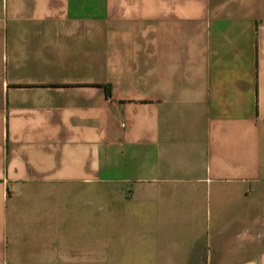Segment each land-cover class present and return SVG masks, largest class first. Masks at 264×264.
Listing matches in <instances>:
<instances>
[{
	"label": "crops",
	"instance_id": "1",
	"mask_svg": "<svg viewBox=\"0 0 264 264\" xmlns=\"http://www.w3.org/2000/svg\"><path fill=\"white\" fill-rule=\"evenodd\" d=\"M0 264H264V0H0Z\"/></svg>",
	"mask_w": 264,
	"mask_h": 264
}]
</instances>
